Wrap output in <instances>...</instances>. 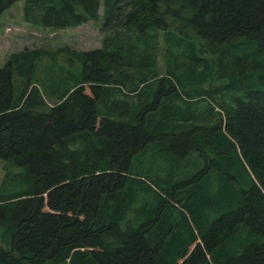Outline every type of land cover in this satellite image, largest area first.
<instances>
[{
  "label": "trees",
  "instance_id": "16d2710c",
  "mask_svg": "<svg viewBox=\"0 0 264 264\" xmlns=\"http://www.w3.org/2000/svg\"><path fill=\"white\" fill-rule=\"evenodd\" d=\"M18 2L103 37L0 66V264H264V0Z\"/></svg>",
  "mask_w": 264,
  "mask_h": 264
},
{
  "label": "rangeland",
  "instance_id": "374dc122",
  "mask_svg": "<svg viewBox=\"0 0 264 264\" xmlns=\"http://www.w3.org/2000/svg\"><path fill=\"white\" fill-rule=\"evenodd\" d=\"M21 13L22 3L18 2L9 7L0 17V66L3 65L10 53L33 46H41L49 51L64 45L77 51L101 46L103 32L100 23L102 16L101 20L99 18L74 28L34 30L21 19ZM100 14L102 15V10ZM160 74L162 76L165 74L164 68H160ZM2 175L0 169V181Z\"/></svg>",
  "mask_w": 264,
  "mask_h": 264
},
{
  "label": "crops",
  "instance_id": "0c3cea01",
  "mask_svg": "<svg viewBox=\"0 0 264 264\" xmlns=\"http://www.w3.org/2000/svg\"><path fill=\"white\" fill-rule=\"evenodd\" d=\"M79 26H81V25H79ZM78 27V26H77Z\"/></svg>",
  "mask_w": 264,
  "mask_h": 264
}]
</instances>
